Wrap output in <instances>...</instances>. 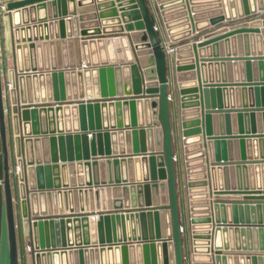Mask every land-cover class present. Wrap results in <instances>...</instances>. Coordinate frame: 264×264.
Instances as JSON below:
<instances>
[{"label": "water", "instance_id": "1", "mask_svg": "<svg viewBox=\"0 0 264 264\" xmlns=\"http://www.w3.org/2000/svg\"><path fill=\"white\" fill-rule=\"evenodd\" d=\"M83 1L6 5L45 23L0 60L9 264H264V0Z\"/></svg>", "mask_w": 264, "mask_h": 264}, {"label": "crops", "instance_id": "2", "mask_svg": "<svg viewBox=\"0 0 264 264\" xmlns=\"http://www.w3.org/2000/svg\"><path fill=\"white\" fill-rule=\"evenodd\" d=\"M2 1L9 3L17 0ZM97 1H99V3ZM105 2V0L83 1L84 7H82L81 10L83 11L82 16L84 20L80 24L83 30H100L102 32L103 28L109 27L104 23V20H100V17L98 16L100 12L105 11ZM50 14V19L53 20L56 18L57 11H53ZM37 16L38 14L35 13L33 15L17 14L15 18L13 15H5L3 18H0V60L2 70L6 67L8 57H12L18 65H22V61L25 60L26 57L31 61L34 60V49L32 46L35 41L43 39V30L45 28V23L40 21ZM21 65L18 66V68H20ZM11 66V63L8 62V68H11ZM8 129H10V127ZM2 181L3 160L0 143V264H9L5 201ZM19 244L21 250L20 264L25 263V259L27 264H30L26 258L27 252L25 251L26 247H24L25 241L20 233Z\"/></svg>", "mask_w": 264, "mask_h": 264}, {"label": "built area", "instance_id": "3", "mask_svg": "<svg viewBox=\"0 0 264 264\" xmlns=\"http://www.w3.org/2000/svg\"><path fill=\"white\" fill-rule=\"evenodd\" d=\"M8 2H5V1H2L0 0V18H3L6 14H7V11H6V5H7ZM261 13H256L255 16H260ZM171 52V51H169Z\"/></svg>", "mask_w": 264, "mask_h": 264}, {"label": "rangeland", "instance_id": "4", "mask_svg": "<svg viewBox=\"0 0 264 264\" xmlns=\"http://www.w3.org/2000/svg\"><path fill=\"white\" fill-rule=\"evenodd\" d=\"M9 130V129H8ZM10 137V132L8 131V138ZM24 255V254H23ZM23 264H27V262H26V259H25V263H23Z\"/></svg>", "mask_w": 264, "mask_h": 264}, {"label": "trees", "instance_id": "5", "mask_svg": "<svg viewBox=\"0 0 264 264\" xmlns=\"http://www.w3.org/2000/svg\"><path fill=\"white\" fill-rule=\"evenodd\" d=\"M20 256H21V250H20Z\"/></svg>", "mask_w": 264, "mask_h": 264}]
</instances>
